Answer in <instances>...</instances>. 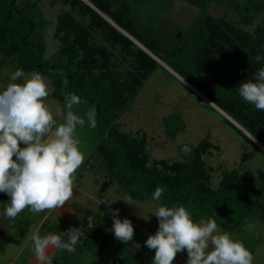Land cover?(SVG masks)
<instances>
[{
	"label": "trees",
	"instance_id": "obj_1",
	"mask_svg": "<svg viewBox=\"0 0 264 264\" xmlns=\"http://www.w3.org/2000/svg\"><path fill=\"white\" fill-rule=\"evenodd\" d=\"M40 1L28 0L20 6L18 0H0V54L14 57L16 67L27 73L39 71L48 75L56 71L52 96L60 106L68 93L95 105L97 127L102 136L96 149L111 171L110 179L118 178L121 186L136 199H152L155 189L162 187L165 191L158 202L184 206L194 221L205 213L223 219L238 214L245 217L250 213L264 218L262 192L249 189L237 170L226 173L217 188L211 186V174L202 160L214 146L211 142L201 141L186 160L169 163L161 159L150 166L145 133L132 136L118 126L121 114L158 66L155 56L164 61V52L175 58L186 52L190 54L189 62L181 68V75L264 145V111L246 103L238 92L241 83L254 80L258 70L264 68V59L255 60L257 55L264 56V24L250 32L234 21L206 12L213 0H186L202 7L204 12L190 35L184 38L183 35L174 47L165 51L156 35L145 32L137 23V5L131 0H88L90 3L61 0L80 4L89 15L90 25L80 24L70 12L61 14L57 23L61 45L50 59H45L47 44L35 36L39 24L46 21L39 8ZM250 6L262 11L264 0H248L245 10ZM107 17L124 31L112 25ZM243 19L246 23L252 22L250 15ZM96 27H111V43L114 46L121 43L125 49L133 50V67L120 69L112 61L114 54L108 47L92 42V29ZM254 145L264 152L257 143ZM76 227L82 233L80 250L86 249L99 257L107 254L111 234L91 209L84 211ZM131 261L132 255L128 253L115 264H131ZM63 264L81 263L66 261Z\"/></svg>",
	"mask_w": 264,
	"mask_h": 264
},
{
	"label": "rangeland",
	"instance_id": "obj_2",
	"mask_svg": "<svg viewBox=\"0 0 264 264\" xmlns=\"http://www.w3.org/2000/svg\"><path fill=\"white\" fill-rule=\"evenodd\" d=\"M26 1L28 0H18V3L20 6H24ZM84 1L90 3L88 0ZM131 1L137 5L135 10L137 23L143 27L145 32L156 35L165 51L174 47L183 35V38L190 35V30L204 12L202 7L186 0ZM246 3L248 0H237V3H232V0H213L205 11L212 13L217 18L223 17L228 21H234L237 26L254 32L259 25L264 24V10L256 11L250 6L249 10L246 11ZM39 8L46 21L44 24H39L35 36L43 39L47 44L45 59H50L61 45V37L57 29L61 14L70 12L80 24L90 25L89 15L77 2L64 3L61 0H41ZM247 15L252 16V22H244L243 18ZM107 19L116 28L124 31L110 18L107 17ZM112 31L111 27L93 28L92 42L99 46L108 47L114 54L112 61L120 69L125 70L133 67V50L125 49L121 43L114 46L111 43ZM179 32H181L180 36H178ZM134 41L149 52L139 41L136 39ZM128 51L132 53L129 54ZM151 54L153 55V53ZM189 55L185 52L175 58L173 54L168 55L167 52H164L162 54L164 61L153 55L158 60V66L147 78L129 108L121 114L118 119L119 128L132 136L145 133L150 166L155 164L154 161L161 159H165L169 163L186 160L201 141L211 142L214 146L202 156V160L211 174V186L217 188L226 173L237 170L249 189H259L262 192L260 199L264 201V152L259 150L254 143H257L263 150L264 145L256 138L254 141L246 139L238 128L249 137L252 135L248 134L246 129H241L240 127L243 126L217 104L210 105L213 101L181 75L183 74L181 68L188 64ZM16 69L14 57L0 54V91L13 82L10 77ZM24 73L25 77L19 78L15 81L16 83H22L23 79L35 73H40L45 78L50 89L46 103L55 115L56 108L60 107L59 101L52 96L53 78L57 76V72L51 71L48 75L39 71ZM93 107L95 108V105L83 101L80 106L74 108V111L83 115L84 112ZM55 118L62 120V117L57 116ZM231 122L238 128L232 126ZM78 131L83 136L82 143L85 147H90V140L94 136L97 135L98 140L102 138L98 127L92 129L86 126ZM186 146L191 148L188 155L182 151ZM94 160L98 163L99 168L93 172H96L100 183L96 187H88V190L91 191V200L87 205L94 208V215L100 217L102 226L111 234L109 250L103 257H99L86 249L80 250L78 247V244L82 243L80 238L74 253H69L66 250L61 252L55 249L51 256L52 264H63L66 261L81 264H115V261L124 258L128 253L132 255L131 264H152L155 252L146 247L145 241L149 235L155 234L157 231L158 219L151 213L160 205L168 207L180 205L177 203L169 205V202L162 204L153 199H136L133 197H131L130 202L132 205L126 204L119 199L123 198V194H129L125 187L121 186L118 178L110 179L112 178L111 171H109L101 154L96 152L93 162ZM101 197H105L108 202L114 203L107 202L106 205H101L99 203ZM110 209H119L118 218L121 220L124 218L131 220L134 227V241L141 245L139 249H135L131 241L124 243L115 238L111 231L113 219ZM209 218L216 221L221 231H227L233 239L243 242L254 256L253 264H264L263 217L250 213L245 217L238 214L233 218L223 219L213 215L210 217L208 213H205L196 222ZM29 233L31 232L29 231ZM63 238L66 239L65 236ZM32 251L33 241L30 249H26L23 256H30ZM186 261L187 252L185 251L177 254L173 264H186ZM0 264H7V261L3 259Z\"/></svg>",
	"mask_w": 264,
	"mask_h": 264
},
{
	"label": "clouds",
	"instance_id": "obj_3",
	"mask_svg": "<svg viewBox=\"0 0 264 264\" xmlns=\"http://www.w3.org/2000/svg\"><path fill=\"white\" fill-rule=\"evenodd\" d=\"M262 59L264 56L255 57L256 62ZM22 77L24 71L17 68L10 77L13 82L0 91V193L10 198L4 215L13 220L25 209L39 214L66 205L74 194L77 170L85 160L78 130L97 127L94 107L83 115L74 111L83 103L78 95L66 94L54 115L46 103L50 89L45 78L35 73L22 83L15 82ZM238 92L246 103L264 111V68L258 70L254 80L241 83ZM249 139L254 141L255 137ZM164 191L157 187L152 199L159 201ZM122 196L119 200L131 204L130 195ZM109 211L115 238L131 241L139 249L131 220L118 218L119 209ZM151 214L158 219L157 231L145 241L146 247L155 252L152 264H173L177 254L185 251L186 264H253L252 252L229 232L221 231L214 219L196 222L184 206L160 205ZM81 235L77 227L44 237L33 234L34 255L40 264H52L49 249L74 253Z\"/></svg>",
	"mask_w": 264,
	"mask_h": 264
},
{
	"label": "crops",
	"instance_id": "obj_4",
	"mask_svg": "<svg viewBox=\"0 0 264 264\" xmlns=\"http://www.w3.org/2000/svg\"><path fill=\"white\" fill-rule=\"evenodd\" d=\"M77 135L81 140L80 149L85 154V160L76 173L73 197L64 207L51 211L46 210L39 214L25 209L14 220L8 219L4 211L10 203V198L0 193V262L5 259L7 264H40L33 251L30 256H23L26 249L31 247L33 234L44 237L48 234H60V231L66 232L71 227L79 226L86 209L94 210L87 205L91 200V191L88 187H96L100 183L96 172H93L99 168L96 160L93 162V157L100 140L96 135L90 140V147H85L82 143L83 136L79 131ZM20 146L24 147L23 143ZM99 203L106 205V198L101 197ZM54 252L55 249H49L48 255L51 257Z\"/></svg>",
	"mask_w": 264,
	"mask_h": 264
},
{
	"label": "water",
	"instance_id": "obj_5",
	"mask_svg": "<svg viewBox=\"0 0 264 264\" xmlns=\"http://www.w3.org/2000/svg\"><path fill=\"white\" fill-rule=\"evenodd\" d=\"M180 34H181V32L178 33V36H180ZM237 125H239V124H237ZM240 128L245 130V128H243V127H240ZM245 131L247 132V130H245ZM248 134H250V133L248 132ZM182 151H183L184 154L188 155L190 153V151H191V148L186 146V147L183 148Z\"/></svg>",
	"mask_w": 264,
	"mask_h": 264
}]
</instances>
